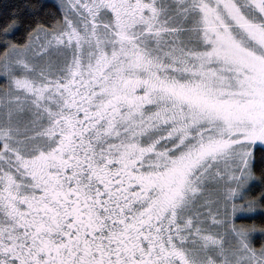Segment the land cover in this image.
Segmentation results:
<instances>
[{"label":"snow or ice","instance_id":"1","mask_svg":"<svg viewBox=\"0 0 264 264\" xmlns=\"http://www.w3.org/2000/svg\"><path fill=\"white\" fill-rule=\"evenodd\" d=\"M0 264H264V0H0Z\"/></svg>","mask_w":264,"mask_h":264}]
</instances>
